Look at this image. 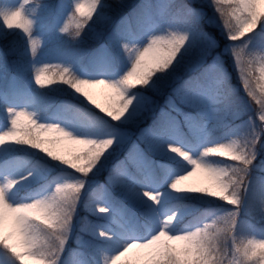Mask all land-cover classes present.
<instances>
[{
    "label": "snow or ice",
    "instance_id": "obj_1",
    "mask_svg": "<svg viewBox=\"0 0 264 264\" xmlns=\"http://www.w3.org/2000/svg\"><path fill=\"white\" fill-rule=\"evenodd\" d=\"M29 2L0 11V19L7 29L26 34L25 54L35 58L39 49L32 35L33 20L25 11ZM58 7L63 5L52 0L50 10ZM69 7L60 32L76 40L92 23H99L101 30L110 28L130 67L118 79H88L76 77L60 64H33L32 79L38 87L67 85L95 107L107 131L77 135L59 124L38 122L24 108H7L9 126L0 132V145H27L74 175L19 203L8 196L18 181L0 183L3 264H23L25 257L34 264H64L63 254L74 231L77 247L71 254L77 264H101V259L103 264H116L132 248L144 250L138 264H264V84L256 79L259 65L264 80V43L249 47L264 36V0H168L163 6L156 0H73ZM134 25L147 32L145 43L135 42ZM22 55L14 42L4 40L0 82L7 89H14L25 71ZM228 58L238 88L225 67ZM56 76L59 82L54 81ZM101 85L109 93L107 105L97 103L88 91ZM22 119L26 127H19ZM145 119L151 122L140 127ZM237 120L241 122L227 133L230 139L201 151L202 157L231 162L225 166L194 158L180 144L166 140L193 130L212 132ZM129 126L138 130L133 132ZM48 133L57 134L71 147L62 154L46 146L56 143L42 138ZM168 154L190 165V170L173 177L171 190L203 194L231 205L232 210L210 214L211 223L184 229L170 227L174 214L158 220L154 205L162 195L141 185L165 178L164 168L152 157ZM197 170L207 174L209 186L182 187ZM90 183L95 187L85 197ZM117 201L122 213L148 230L140 235L110 232L97 227L88 215L77 220L81 203L87 213L107 216ZM8 215L17 230V243L3 234Z\"/></svg>",
    "mask_w": 264,
    "mask_h": 264
},
{
    "label": "rangeland",
    "instance_id": "obj_2",
    "mask_svg": "<svg viewBox=\"0 0 264 264\" xmlns=\"http://www.w3.org/2000/svg\"><path fill=\"white\" fill-rule=\"evenodd\" d=\"M102 2L108 3L110 0H102ZM132 2L139 3L140 0H132ZM156 2L163 6L168 3V0H156ZM189 2L197 3L198 0H189ZM22 3L23 0H0V11L13 10L21 6ZM51 3L52 0H30V2L25 5V11L33 20L32 35L37 37V48L39 50L35 58H32L30 54H25L27 48L26 34L24 35L22 32L15 29H7L3 24L2 19H0V52L3 50L2 44L5 39L14 42L17 52L23 54L21 59L25 66V71L19 76L16 87L14 89H8L9 92H7V94L4 92V88L6 87L0 82V132L4 131L9 126L7 108L15 107L24 108L32 113L34 118L40 123H56L77 135H96L99 131L106 133L107 126L104 124V118L101 117L95 107L83 96L62 83L54 84V89L57 88V85L60 86L61 84L62 92H64L67 97L64 98L67 99L66 102L64 104L56 105L55 112L48 117L44 118L39 115L40 110L38 105H36L37 100L35 97L38 96V98H41L43 95H51V91L47 86H45V88H40L34 83V80L32 79L33 64L37 67L45 63L60 64L63 67H68L71 73L78 78L95 79L104 77L118 79L130 67L131 63L129 57L123 52L119 44L113 40L111 34L112 30L110 28H104L102 30L103 37L99 40L97 49L87 50L83 48L92 46L93 43L91 44V37L98 34L101 29L99 23L90 24L83 30L80 37L76 40H72L70 36L60 32V28L63 26L71 10L69 6L73 3V0H56V4L63 5V7H58L55 11L50 10L49 5H51ZM48 12L49 15H47V17L50 27H47L48 24L44 23L43 14L46 15ZM257 32H259V29H257ZM217 35H219L218 32ZM146 39L147 32L145 31L135 42L143 44L146 42ZM260 43H264V36H258L256 40L251 41L249 47L251 48ZM63 45L67 50H59ZM222 50L223 49H221V51ZM225 67L230 71L232 84L238 88V78L235 72L231 71L233 67L231 58L226 60ZM47 76H51V73H46V77ZM53 79L56 80V82H59L58 76ZM256 79L261 84H264V80L260 77L259 65H257ZM23 81L25 82V85H23ZM19 87H22V90H20L22 91L23 96L21 97H18L17 95ZM88 91L97 103L101 105H107L109 103V93L104 86H96L88 89ZM257 91L259 92V88ZM68 96L71 98H73L72 96H75L76 102L81 101L85 104L86 106H84V110L86 109L88 113H93L96 118L94 124L98 123L99 126L85 128L84 125L86 123L84 124L83 121L86 120L84 117L76 115L67 116L68 111L66 108L70 102H73ZM256 107L258 108L259 105L257 104ZM242 119H247V117H242L241 120ZM258 119L259 113H257V120ZM241 120L234 121L232 124L224 127L216 128L212 132H209L208 129L193 130L188 132L187 135H170L166 137V140L170 143L180 144V146L189 151L194 158L203 159L207 163L213 165L225 166L231 162L216 156L202 157L201 151L206 146L218 142H226L230 139L231 137H229L227 133L230 129L235 128ZM89 122L90 121L88 120V123ZM150 122V119H145L139 126L147 127ZM22 126H27V122L23 119L19 122V127ZM112 126L116 127V125ZM129 127L133 132L138 130L136 126ZM33 134H36L35 130H33ZM41 136L46 140L56 141V143L46 146L52 147L54 150L62 154L65 153L67 148L71 147L67 141L61 140L55 133L41 134ZM189 136L191 139H189ZM16 147H18L17 144L11 143L0 145V157L8 154L12 148ZM34 152H38L42 157L37 159L28 155H22L15 160L6 163H2L0 160V183L9 179L18 181L15 187L9 190L8 193L9 199L12 203L28 202L33 199L37 193L51 190L57 180L62 178H73L74 174H71L69 170L52 161L38 150L34 149ZM152 158L159 162L160 166L164 168L165 178L159 183H152L149 181L141 186L149 187L152 190L161 193L162 199L158 204L154 205L157 210L158 220L165 219L168 215L174 214V220L170 227L173 229H184L196 224L202 226L204 223H211L213 216L210 214L221 215L224 211L232 210L231 205H228L223 201L214 200L203 194L177 193L171 190L170 183L173 177L190 170V165L172 154H168L167 156H154ZM29 173H31V175H28ZM104 175H106V173H104ZM23 177L26 178L21 179ZM99 182H104L103 176L100 177ZM209 184L210 180L207 177V174L203 171L197 170L192 176L182 182V187H207ZM94 187V184H89L88 188L85 190V197ZM176 199H191L193 201L189 202L187 200L188 202L184 203H173ZM120 203V201H117L113 207L112 214L107 216L89 214L83 208V203H81L78 208L77 220L80 216L88 215L89 219L93 221L97 227L110 232L126 230L133 235H140L143 234L144 231H147L148 229L146 227L141 228L140 225L130 220L127 214L120 211ZM199 211L203 212L202 216L192 222L188 221L184 224L181 223L185 218L192 216ZM241 219H244L243 215H241ZM3 234L8 237L10 243H17V230L10 215L6 216L3 226ZM76 247L77 244L75 242L74 231L73 236L68 241L67 250L63 254L62 259L64 264H77L76 259L71 254V250ZM18 250L23 251L22 248H18ZM143 251L144 250L132 248L124 256H121L116 261V264H129V261L138 263V261L143 258ZM4 259V250L0 248V264H3ZM23 264H34V261L29 257H25ZM101 264H103L102 259Z\"/></svg>",
    "mask_w": 264,
    "mask_h": 264
},
{
    "label": "trees",
    "instance_id": "obj_3",
    "mask_svg": "<svg viewBox=\"0 0 264 264\" xmlns=\"http://www.w3.org/2000/svg\"><path fill=\"white\" fill-rule=\"evenodd\" d=\"M43 15H44V23L48 24L49 21H48L47 15H49V12L46 15L45 14H43ZM123 15H126V13H123ZM47 27H50V24H48ZM132 32H133V35L139 37L145 31L139 29L137 26L134 25ZM102 37H103V32L100 29L99 34H96L93 37H91L92 38L91 39V44L93 43L92 46L83 47V48H85L87 50H95V49H97L98 48L97 47L98 46V42H99V40ZM59 50L64 51V50H67V49L63 45V46H61L59 48ZM48 74H50V72ZM54 81L56 82V80H54ZM23 85H25V82L24 81H23ZM21 88L22 87H19L18 90H17L18 97L23 96L22 95V91H21L22 89ZM48 88L51 91V95H43V97H41V98L40 97L38 98V96L35 97V99L37 100L36 101V105H38L39 110H40L39 115L41 117H44V118L45 117H48L49 115H51V114H53L55 112L56 105H58V104H64L66 102V100H67V99H64V98H67V97H66V94H64V92H62V86H61V84H60V86L57 85V88L56 89H54V84L51 85V86H49ZM4 92H5V94H7V92H9V91H8L7 88H4ZM25 92H26V90H25ZM72 97L73 98H71V97H69V98L73 102H70V104L66 108L67 111H68L67 116L76 115V116H82V117H84L85 120H86V121H83L84 124L86 123L84 125L85 128L86 127L99 126L98 123H95L94 124V122L96 121V118L93 115V113H88V111H86V109L84 110V106H86V105L83 104L81 101H79V102L77 101L76 102L75 101L76 100L75 99V96H72ZM88 120L90 121L89 123H88ZM22 127H26V126H22ZM185 135H187V134H185ZM189 139H191L190 136H189ZM22 155H28L30 157H34V158H37V159L40 158V157H42V156H40V154H38V152H34V149L33 148H31V147H29L27 145H18V147L12 148L9 151L8 154L0 157V160H1L2 163H6V162L13 161L17 157H20ZM23 192H21V193H23ZM187 200L189 202H192L193 201L191 199H187ZM187 200H185V199H183V200L182 199H176V200L173 201V203H176V204H178V203H184V202H188ZM202 214H203V212L199 211V212L193 214L192 216H189V217L185 218V220L182 221L181 223L184 224V223H186L188 221L189 222H192L193 220H195L198 217L202 216ZM182 224H179V225H182ZM129 264H138V263H136L134 261H132V262L129 261Z\"/></svg>",
    "mask_w": 264,
    "mask_h": 264
},
{
    "label": "clouds",
    "instance_id": "obj_4",
    "mask_svg": "<svg viewBox=\"0 0 264 264\" xmlns=\"http://www.w3.org/2000/svg\"><path fill=\"white\" fill-rule=\"evenodd\" d=\"M91 150V149H90ZM178 179H182V178H178Z\"/></svg>",
    "mask_w": 264,
    "mask_h": 264
}]
</instances>
